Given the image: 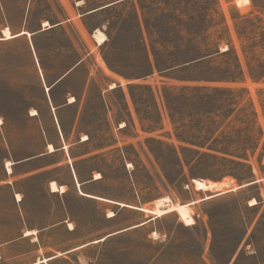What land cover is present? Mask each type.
<instances>
[{
	"label": "rangeland",
	"instance_id": "1",
	"mask_svg": "<svg viewBox=\"0 0 264 264\" xmlns=\"http://www.w3.org/2000/svg\"><path fill=\"white\" fill-rule=\"evenodd\" d=\"M137 16L153 72L140 44ZM49 26L54 28L35 34ZM5 27L19 37L5 39ZM97 30L107 36L102 44L94 36ZM1 38L0 181L9 177L8 160L15 165L14 177L65 157L76 163L83 181L91 179L82 191L103 198L80 197L74 185L76 191L70 189L66 199L78 229L69 232L60 225L44 231L45 244L37 250L26 242L13 246L12 264L32 263L86 242L42 264H264V77L256 81L250 75L264 70V0H0ZM217 44L211 63L187 71L159 70L155 64L154 53L162 60L170 50L216 51ZM229 47L244 66L242 80H181L227 76L234 63V54L223 53ZM196 84L232 87L230 110L224 107L228 95H216L217 106L233 114L219 115L211 124L202 111L194 122L173 124L165 88ZM247 120H253L250 128ZM228 134L236 145L227 157L239 160L247 154L253 176L248 167L224 161L225 154L210 149H220ZM186 137L205 145L200 153L185 149L195 147L183 141ZM242 174L249 177L239 181L236 176ZM50 178L70 181L61 167L22 185L35 195L37 216L45 223L65 217L55 208L61 199L43 190ZM197 179L228 186L202 190ZM252 180L257 183L245 185ZM9 190L0 187V211L14 225ZM216 191L224 192L209 196ZM163 197L189 204L194 223L187 225L176 211L156 217Z\"/></svg>",
	"mask_w": 264,
	"mask_h": 264
},
{
	"label": "trees",
	"instance_id": "2",
	"mask_svg": "<svg viewBox=\"0 0 264 264\" xmlns=\"http://www.w3.org/2000/svg\"><path fill=\"white\" fill-rule=\"evenodd\" d=\"M137 27L139 30V40L140 44L144 47V53L146 54L147 63L153 72L154 65L152 62V59L150 57L148 47L145 40V35L142 30V25L139 20V17L137 16L136 19ZM239 32L240 37L243 36V34ZM15 35V34H13ZM192 40H194L193 34H188V37ZM217 50H204L201 49L200 46H198L196 49L189 48V49H177V50H170L164 58H159V54L154 53V59L155 64L159 70H176L180 68V71H187L192 69L193 67H196L198 64L202 63H211L214 60L215 54L219 53V45L217 44ZM224 54H234V63L231 64L229 68V74L224 77H203V76H183L181 80H193V81H206V82H220V81H226V82H238L242 80L245 76V69L242 65V62L240 61L239 55L236 53V51L233 49V47H229L227 50L223 52ZM164 59V61H163ZM163 61V62H161ZM111 68H113L112 64L108 62ZM164 67V68H163ZM251 77L259 81L264 77V70L261 72H250ZM141 87V86H139ZM224 92L228 97L225 100V106L228 110H230L233 105L235 104V97H231L234 93V89L232 87H222L218 85H206V84H196V85H184L179 88L174 86H169L165 88L164 93V99L166 102V105L168 107L170 117L172 119L173 124L185 123L186 120H190L191 122H194L197 119H200L202 116L201 113L204 111V114L207 116V120L214 124L216 122V117L219 115L225 116L226 118H229L231 114H233V109L231 112H223L222 108L218 107V99H217V92ZM150 92L152 96L155 98V92L150 87ZM230 101V102H229ZM255 115V114H254ZM249 118L248 116L246 117ZM242 122H246L245 120ZM253 122V120L248 121V128H250V123ZM150 129H155L156 126L151 125ZM231 134H228L223 137V141L220 142L221 145H223L220 149L217 146H210V149L212 151L221 152L225 155L222 156V159L224 161L230 162V163H237L239 166H246L250 170L249 176H253V170L251 165L246 162L248 160L247 154H244L243 156H239L238 158H241L239 160H234L232 158L227 157L228 155H232V153H229V150L231 149L232 145H236L235 143L230 142ZM183 141L187 143H191L192 146L190 147L186 146V150H193L196 151V153H200L201 150L199 147L205 146L204 144H201V142H197L195 140H191L190 138L186 137L183 138ZM224 145H227L224 146ZM226 147V148H225ZM178 155V154H177ZM216 158H219L218 155L213 154ZM230 174V173H228ZM234 175V174H232ZM236 176V175H235ZM245 174H242L240 176H236V178L239 181H242L243 179L249 177ZM259 202L255 205H258Z\"/></svg>",
	"mask_w": 264,
	"mask_h": 264
},
{
	"label": "crops",
	"instance_id": "3",
	"mask_svg": "<svg viewBox=\"0 0 264 264\" xmlns=\"http://www.w3.org/2000/svg\"><path fill=\"white\" fill-rule=\"evenodd\" d=\"M53 28L54 27H50L47 29L43 28L38 32L36 31L35 34L41 33V32L43 33ZM32 35H34V33H32ZM18 37L19 36L17 37L14 36V38H18ZM14 38L12 37V39ZM0 40H5V39L1 38ZM8 40H11V39H8ZM77 65L74 64V68L77 67ZM48 153H51V152H48ZM46 154L47 153H43L41 155H46ZM36 158H39V155L25 158L22 161H20V163H25L32 159H36ZM69 159L71 158L69 157ZM75 166H76V163L75 164H73L72 162L68 163L67 159L64 157L63 159H61L60 161L54 164H51V165H48L42 168H38L30 172L27 171L19 175H16L14 177L11 176L12 174H14V170L12 171V173L7 172L9 177L7 175L3 176V178L0 181V187L8 186L10 188L9 203L14 206V210H15V219H14L15 224L14 225L15 226L9 223V217L6 216L5 212L0 211V264H12L13 258L16 257V256H13L12 248L13 246L17 244H22L26 242L33 246H36V250H37V246H41L42 244H45V242L43 241L44 231L57 228L60 225H64L65 227H67L69 232H74L78 229L76 220L73 218V214L71 213L70 204L66 199L67 198L66 196L70 192V189L73 188V190L76 191L74 185L78 187L77 191L80 197H87L90 199L102 198L93 192L91 193L90 191H82V187L84 188V186L87 183H89L91 179L89 181H83ZM61 167H65L67 169V172L70 175V181H60L57 178H50L47 180V182L43 186V190L45 194L50 195V196H57L61 199V202H57L55 204L56 205L55 208L57 207L61 208V210L65 212V217H62L61 219L57 218L56 220L52 219L50 220V222L47 221L48 223L47 222L45 223L42 215H40L39 217L37 216L38 212L40 211L38 210V207H37V201H35L34 199L35 195L27 187L26 189H24L25 187L22 185L23 183H27V182L31 184L32 180H35L37 177L42 176L49 171L59 169ZM51 181H55L59 187L63 186L64 191L52 190L50 186ZM17 185H20V187H17ZM18 194L20 195V199L16 196ZM97 197H100V198H97ZM70 224H72V227H70ZM28 230L32 231V234L26 235V232ZM116 233L117 232H113V233L106 235L105 240L115 235ZM87 244H89V242H86L83 245L71 247L63 251V253H60V254H63V255L69 254ZM28 252H31V250H29ZM26 253L27 252H25V254ZM60 254H56V255H52V256L44 257V258L52 257L51 259L48 260V261H52L59 257H62ZM43 259L40 258L39 260H43ZM39 260L32 262V263H28V264H42V263L48 262V261H45V262L37 263Z\"/></svg>",
	"mask_w": 264,
	"mask_h": 264
},
{
	"label": "bare ground",
	"instance_id": "4",
	"mask_svg": "<svg viewBox=\"0 0 264 264\" xmlns=\"http://www.w3.org/2000/svg\"><path fill=\"white\" fill-rule=\"evenodd\" d=\"M44 25H48V23H45ZM51 27V26H49ZM27 34L29 32L27 31H22L21 33L19 34ZM4 35H5V39H10L12 37H14V35L11 33V30L9 27H5L4 29ZM17 36V35H16ZM97 42L99 44H102L106 41L107 39V36L106 34L101 31V30H97L96 33L94 34ZM115 85H111V87H114ZM48 89V88H47ZM74 100V99H73ZM33 115H36L37 114V111L34 109L33 110ZM49 149L50 151H54L55 148L53 146V144H49ZM13 162L8 160L6 162V167H7V170L8 172H12V166ZM97 178L100 177V175L97 173ZM232 182V181H231ZM51 188L52 190H62L64 191V187H59L57 185V183L55 181H51ZM198 189H214V188H225L226 189V186H228L227 183H213V182H210V181H206V180H203V179H197L195 181ZM232 184V183H231ZM233 190H236L238 188L237 187H232ZM230 189V188H229ZM228 190V189H227ZM226 190V191H227ZM224 192V191H223ZM19 199H20V195H16ZM99 198V197H97ZM207 198H210V197H207ZM257 203L255 199H252V204H255ZM157 204H158V207H159V211L156 213V217L157 216H161L162 214H165V213H168V212H172V211H176L178 212V214L180 215L181 219L187 224V225H190V224H193L194 223V219L191 215V212H190V208H189V204H177V203H174L172 202L168 197H163V198H159L157 200ZM144 210V208H142ZM115 214L114 213H110L109 216H114ZM147 221L141 223V224H144L146 223ZM70 227H72V224H70ZM29 235V234H32V231H27L26 232V235ZM34 234V233H33ZM50 258H46L44 261H48ZM38 263V262H37Z\"/></svg>",
	"mask_w": 264,
	"mask_h": 264
},
{
	"label": "water",
	"instance_id": "5",
	"mask_svg": "<svg viewBox=\"0 0 264 264\" xmlns=\"http://www.w3.org/2000/svg\"><path fill=\"white\" fill-rule=\"evenodd\" d=\"M114 3H115V2H114ZM111 4H113V3H110V4H107V5H105V6H101V7H99V8L93 9L91 12H94V11H97V10H99V9L105 8V7H107V6L111 5ZM254 183H257V181H256V180H252V181H249V182L245 183V185L248 186V185H251V184H254ZM245 185H244V186H245ZM222 193H223V191H216V192L210 194L209 196H210V197H215V196L221 195Z\"/></svg>",
	"mask_w": 264,
	"mask_h": 264
}]
</instances>
